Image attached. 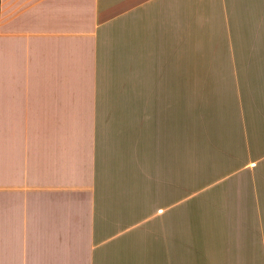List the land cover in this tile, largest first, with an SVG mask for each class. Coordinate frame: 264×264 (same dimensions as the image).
I'll use <instances>...</instances> for the list:
<instances>
[{
	"label": "crops",
	"instance_id": "crops-1",
	"mask_svg": "<svg viewBox=\"0 0 264 264\" xmlns=\"http://www.w3.org/2000/svg\"><path fill=\"white\" fill-rule=\"evenodd\" d=\"M0 264H264V0H0Z\"/></svg>",
	"mask_w": 264,
	"mask_h": 264
}]
</instances>
